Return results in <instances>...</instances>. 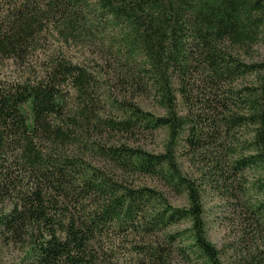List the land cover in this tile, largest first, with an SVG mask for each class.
I'll use <instances>...</instances> for the list:
<instances>
[{"label": "trees", "instance_id": "1", "mask_svg": "<svg viewBox=\"0 0 264 264\" xmlns=\"http://www.w3.org/2000/svg\"><path fill=\"white\" fill-rule=\"evenodd\" d=\"M158 132V150L136 144ZM206 190L245 210L226 263L206 236ZM263 235L264 0H0L13 264H264Z\"/></svg>", "mask_w": 264, "mask_h": 264}, {"label": "rangeland", "instance_id": "2", "mask_svg": "<svg viewBox=\"0 0 264 264\" xmlns=\"http://www.w3.org/2000/svg\"><path fill=\"white\" fill-rule=\"evenodd\" d=\"M257 52L261 50L256 49ZM256 54V53H255ZM255 56H258L257 54ZM163 133L158 132L153 140H141L137 145L144 147L147 150H158ZM135 144V143H134ZM179 167L185 174H190L193 169L184 157L178 158ZM97 165H100L97 164ZM134 182L140 185L150 187H159L160 184L153 179L145 177H135ZM168 199L172 205L185 207L186 201L183 195H174L167 193ZM202 204L204 210L205 228L207 239L221 251V258L226 263L234 254V248L238 246L241 234V210L238 202H230L225 198L220 197L211 190H206L202 195ZM244 207V206H243ZM245 208V207H244ZM243 208V209H244ZM188 222L180 223L177 226L169 228L170 232L181 231L188 227ZM259 244L264 250V235L260 239ZM21 247L14 244L0 245V264H13L17 262L22 254ZM173 264H196L185 262L183 257L177 252L174 253Z\"/></svg>", "mask_w": 264, "mask_h": 264}]
</instances>
